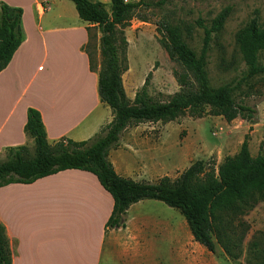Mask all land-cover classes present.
<instances>
[{
	"label": "trees",
	"instance_id": "obj_1",
	"mask_svg": "<svg viewBox=\"0 0 264 264\" xmlns=\"http://www.w3.org/2000/svg\"><path fill=\"white\" fill-rule=\"evenodd\" d=\"M68 1L74 4L79 19L94 25L100 34L97 41L101 57L99 65L88 50L90 27L86 28L88 41L82 51L87 56L90 72L97 76L98 98L111 110L113 118L101 137L97 135L79 142L63 137L49 144L40 113L28 108L23 131L33 143L34 154L27 157L26 145L6 148V160L0 162V188L9 184H31L64 170L85 171L94 175L112 198L106 230L125 229L123 218L131 205L142 200H155L179 211L193 240L200 246L214 253L219 245L231 255L240 246L242 237H238L237 230L242 223L233 226L232 218L227 215L246 213L264 199V154L252 157L247 138L239 152L225 157L217 168L207 161L197 160L173 180L162 177L154 183L133 181L116 173L108 160V151L118 146L121 132L130 126L169 123L185 114L194 118L217 115L226 122L240 117L253 122L255 108L236 102L228 86L211 87L205 69V49L210 35L221 31L229 10L223 9L212 20L210 29L204 30L199 56L185 44L177 25L167 21L157 25L159 44L177 65L173 79L178 86L177 92L167 101L159 102L148 96L144 88L146 81L134 98L129 99L120 78L128 70L124 30L133 19L146 22L141 11L148 7V0H134L128 4L122 0H109V12L98 1ZM21 16V9L0 4V72L23 41ZM235 43L247 76H264V63H258V54L264 50V24L259 23L256 16L250 18L236 32ZM251 246L256 247L257 243ZM11 251L6 230L0 223V264L12 263ZM257 264H264V254Z\"/></svg>",
	"mask_w": 264,
	"mask_h": 264
},
{
	"label": "crops",
	"instance_id": "obj_2",
	"mask_svg": "<svg viewBox=\"0 0 264 264\" xmlns=\"http://www.w3.org/2000/svg\"><path fill=\"white\" fill-rule=\"evenodd\" d=\"M92 1L106 4V0ZM1 3L22 10L24 38L0 72V157L6 148L30 141L23 131L28 108L40 113L49 144L63 137L79 142L99 135L113 116L98 98L97 76L90 72L82 51L88 41L86 28L95 26L82 22L68 0ZM99 37L98 32L97 40ZM147 124L151 123L125 128L118 146L108 151V160L122 177L131 174L127 168L117 169L115 161L121 160L124 151L133 153L139 148L136 144ZM85 179L91 182H87V190L81 183ZM97 182L91 173L70 169L31 184L1 187L0 223L10 241L11 264H102L107 258L139 256L140 241L149 225L142 221L138 227L128 213L145 200L128 208L123 218L125 229L106 230L113 201ZM76 194H87L83 198L89 203L82 213L76 212ZM60 195L64 198L61 201ZM43 213H49L48 224ZM70 213L76 214L71 217Z\"/></svg>",
	"mask_w": 264,
	"mask_h": 264
},
{
	"label": "rangeland",
	"instance_id": "obj_3",
	"mask_svg": "<svg viewBox=\"0 0 264 264\" xmlns=\"http://www.w3.org/2000/svg\"><path fill=\"white\" fill-rule=\"evenodd\" d=\"M148 3V7L141 11L146 22L133 19L124 30L128 70L120 78L126 96L133 99L145 81L148 96L159 102L167 101L178 90L173 79L177 65L169 59L158 41L157 25L160 22L177 25L185 44L199 56L203 49L204 30L210 29L212 20L227 9L229 13L223 28L210 35L205 49V69L211 87L228 86L233 99L255 108L256 114L253 122L240 117L226 122L217 115L194 118L185 114L173 122L147 124L139 135L140 141L136 144L139 148L133 153L124 151L121 160L115 161L116 168H127L131 174L129 179L133 181L154 183L162 177L175 179L197 160L207 161L217 168L225 157L239 152L245 138L252 157L264 154V76H247V69L235 45L236 32L250 18L256 16L259 23L264 24V0H148ZM109 6L110 2L106 0L104 7L108 12ZM96 29L89 31L88 50L99 65L101 57ZM258 63H264V50L258 54ZM104 128L98 137L104 135ZM26 146L27 157L30 158L34 154L31 140ZM6 157L5 153L0 162ZM81 181L87 190L90 180ZM83 196H73L76 197L73 202L77 205V213H82L81 209L89 203ZM63 199L60 195L59 201ZM3 200L4 193H1V207ZM142 203L128 213V218L135 219L138 227L142 221L149 225L140 241L139 256L131 259L127 254L122 259L109 261L107 258L102 264H257L261 261L264 254V199L246 213H227L233 226L242 223L237 230L238 237H242L240 246L231 255L219 245L211 253L196 243L178 210L155 200ZM74 214L70 213V216ZM43 217L48 224L49 213H43ZM255 242L257 246L252 247Z\"/></svg>",
	"mask_w": 264,
	"mask_h": 264
},
{
	"label": "built area",
	"instance_id": "obj_4",
	"mask_svg": "<svg viewBox=\"0 0 264 264\" xmlns=\"http://www.w3.org/2000/svg\"><path fill=\"white\" fill-rule=\"evenodd\" d=\"M122 1H123L124 4H128V3H130V2H132L134 0H122Z\"/></svg>",
	"mask_w": 264,
	"mask_h": 264
}]
</instances>
